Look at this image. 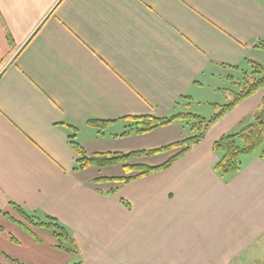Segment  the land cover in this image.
<instances>
[{
	"label": "crops",
	"instance_id": "0c3cea01",
	"mask_svg": "<svg viewBox=\"0 0 264 264\" xmlns=\"http://www.w3.org/2000/svg\"><path fill=\"white\" fill-rule=\"evenodd\" d=\"M249 60L264 66V0H0V264H264L261 151L221 176L213 150L254 120L263 90L168 168L126 183L77 170L71 143L92 154L180 140L184 121L138 133L129 118L205 117L193 106L219 104L232 91L216 82ZM12 203L55 218L79 253Z\"/></svg>",
	"mask_w": 264,
	"mask_h": 264
},
{
	"label": "trees",
	"instance_id": "16d2710c",
	"mask_svg": "<svg viewBox=\"0 0 264 264\" xmlns=\"http://www.w3.org/2000/svg\"><path fill=\"white\" fill-rule=\"evenodd\" d=\"M252 66L253 80L248 79L245 74L243 82L232 80L238 87V91H232L233 99L226 104H212L219 112L215 113L211 118H206L194 113L178 112L172 116H134L129 119L135 122V131L138 133H146L156 128L169 125L175 121H184L191 130V134L180 140L164 144L155 148L133 150L129 152H96L87 154L83 146L74 140L71 141L75 152L78 155L77 170L86 169L88 167H107L122 165L126 170V174L116 177H100L96 179L98 182L117 181L126 183L134 179L141 178L155 171L168 168L175 160L185 155L194 145L200 143L205 138L209 128L218 122L225 114L230 112L239 102L250 97L251 95L264 90V66L254 60H249ZM233 79V78H232ZM254 115V120L243 127L240 131L222 135L213 145L214 152L220 155L219 161L215 165V170L221 176L237 173L241 168V158L245 155H251L256 151H261V157L264 158V95L261 106ZM110 122H101L91 119L88 124L97 127L100 130ZM73 131H77L74 126H69ZM123 133L122 135H125ZM74 138V136H71ZM172 150L176 152L165 162L158 165H149L146 163L133 162L144 156L156 155ZM23 219L34 226L46 228L50 230L53 238L57 242V247L73 254H78L79 249L75 240L69 231L60 224L55 218L47 216V220H41L34 215L27 214L24 209L16 204H11ZM17 264H23L18 260H14Z\"/></svg>",
	"mask_w": 264,
	"mask_h": 264
},
{
	"label": "rangeland",
	"instance_id": "374dc122",
	"mask_svg": "<svg viewBox=\"0 0 264 264\" xmlns=\"http://www.w3.org/2000/svg\"><path fill=\"white\" fill-rule=\"evenodd\" d=\"M252 73V66L249 68L248 71H245L244 73H241V74H238L236 76V78H239V82H243L242 80L244 79L245 77V74L248 75V79L249 80H253V75H251ZM234 81H236L234 79ZM217 85H219V87L221 88H225L227 89L228 91H238V87L232 83L231 81H226L223 79L222 82L220 81H217L216 82ZM264 92V90H263ZM233 99V94L231 93H219L217 95H215V98H213L212 101H215V102H219V104H226L228 101L232 100ZM214 103H210V105H206V106H203V107H199V105H194L192 110L191 111H196V110H201V111H207L209 110V114H207V118H211L215 113L219 112V109L215 110L216 108L212 105ZM209 106H212V107H209ZM214 107V108H213ZM211 108V109H209ZM260 110L258 109V112ZM190 130V128L186 129H180L179 130V133L182 132L183 135H188V131ZM241 129L239 127H236L234 128L233 131H231L230 133H233V132H237V131H240ZM178 131V130H177ZM185 136V137H187ZM176 152V150H172V151H169V152H165V153H159V154H156V155H151V156H144V157H141L140 159H137V160H133V162H140V163H146V164H149V165H155V164H159V163H162L164 161H166L167 159H169L174 153ZM97 168H100V169H97L99 170L98 172L102 171L104 175H118V176H121V175H125L127 172L126 170L124 169V167L122 165H116V166H107V167H97ZM5 264H11L10 262H6ZM15 264V263H13Z\"/></svg>",
	"mask_w": 264,
	"mask_h": 264
}]
</instances>
